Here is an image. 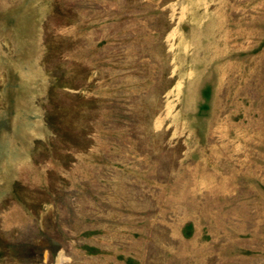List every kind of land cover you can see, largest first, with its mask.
<instances>
[{
    "label": "rangeland",
    "instance_id": "1",
    "mask_svg": "<svg viewBox=\"0 0 264 264\" xmlns=\"http://www.w3.org/2000/svg\"><path fill=\"white\" fill-rule=\"evenodd\" d=\"M264 264V0H0V264Z\"/></svg>",
    "mask_w": 264,
    "mask_h": 264
},
{
    "label": "bare ground",
    "instance_id": "2",
    "mask_svg": "<svg viewBox=\"0 0 264 264\" xmlns=\"http://www.w3.org/2000/svg\"><path fill=\"white\" fill-rule=\"evenodd\" d=\"M62 258H60V260L58 261V263L57 264H61L62 263Z\"/></svg>",
    "mask_w": 264,
    "mask_h": 264
}]
</instances>
